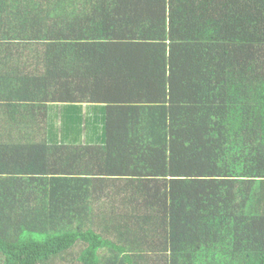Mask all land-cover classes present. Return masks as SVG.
<instances>
[{
  "label": "trees",
  "instance_id": "obj_1",
  "mask_svg": "<svg viewBox=\"0 0 264 264\" xmlns=\"http://www.w3.org/2000/svg\"><path fill=\"white\" fill-rule=\"evenodd\" d=\"M0 15V264H264V0Z\"/></svg>",
  "mask_w": 264,
  "mask_h": 264
},
{
  "label": "crops",
  "instance_id": "obj_2",
  "mask_svg": "<svg viewBox=\"0 0 264 264\" xmlns=\"http://www.w3.org/2000/svg\"><path fill=\"white\" fill-rule=\"evenodd\" d=\"M15 18H13V16L12 15H6V16H2V15H0V22L1 23H5V22H8V23H14L15 22ZM5 21V22H4ZM12 57V56H11ZM59 109L60 110H62V105H60V104H58V105H54V106H51L50 107V115L53 113V115H51V117H54V115L59 111ZM87 112H89L91 115H93V118H94V120H97L98 122H100L99 124H100V126L102 125V120H103V118L100 116V117H96V114L94 113V110H93V108L92 107H90V106H85V108H84ZM46 119H47V116H48V112H49V109H48V105H47V107H46ZM8 122V121H7ZM13 130V128H11V131ZM5 131H3V133H4ZM66 134H68V133H65V134H62V136L63 135H66ZM84 135H88V134H85L84 133ZM0 136H2L1 134H0ZM61 136V133H56V132H47V130H46V132H45V139H46V141L47 142H49V143H56L55 141H57V139H61V138H63ZM58 142V141H57Z\"/></svg>",
  "mask_w": 264,
  "mask_h": 264
},
{
  "label": "rangeland",
  "instance_id": "obj_3",
  "mask_svg": "<svg viewBox=\"0 0 264 264\" xmlns=\"http://www.w3.org/2000/svg\"><path fill=\"white\" fill-rule=\"evenodd\" d=\"M78 249L77 247H75L73 250H72V253L68 256H66L65 259H63L61 261L60 258H55L52 262H49L48 264H81L79 262H76L75 260V256L78 254Z\"/></svg>",
  "mask_w": 264,
  "mask_h": 264
}]
</instances>
